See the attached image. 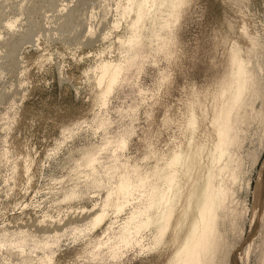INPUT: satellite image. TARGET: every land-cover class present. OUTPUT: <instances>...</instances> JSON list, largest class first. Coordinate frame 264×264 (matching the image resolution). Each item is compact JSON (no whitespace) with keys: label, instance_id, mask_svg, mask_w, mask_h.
Instances as JSON below:
<instances>
[{"label":"rangeland","instance_id":"1","mask_svg":"<svg viewBox=\"0 0 264 264\" xmlns=\"http://www.w3.org/2000/svg\"><path fill=\"white\" fill-rule=\"evenodd\" d=\"M141 1L0 0V264H262L264 0Z\"/></svg>","mask_w":264,"mask_h":264},{"label":"bare ground","instance_id":"2","mask_svg":"<svg viewBox=\"0 0 264 264\" xmlns=\"http://www.w3.org/2000/svg\"><path fill=\"white\" fill-rule=\"evenodd\" d=\"M143 1V0H142ZM142 1H141V4H143L142 3ZM148 1V0H147ZM130 2V1H129ZM153 2V1H152ZM131 3V2H130ZM140 4V3H139ZM133 5V4H132ZM140 6H142V5H140ZM139 6V7H140ZM145 6V5H144ZM39 7V6H38ZM139 7L136 9V10H138L137 12L139 13ZM143 7V6H142ZM60 8V7H59ZM68 8V7H67ZM65 9V8H64ZM141 9V8H140ZM148 9V8H147ZM130 10V9H129ZM142 11V10H141ZM127 12V11H126ZM129 12V11H128ZM136 12V11H135ZM63 13V12H62ZM124 13V12H123ZM137 13V14H138ZM140 14V13H139ZM144 14V13H143ZM143 14H141V15H143ZM48 15V14H47ZM145 15V14H144ZM57 16H58V14H57ZM139 16V15H138ZM138 16H137V18H138ZM140 17V16H139ZM145 17V16H144ZM141 18V17H140ZM139 18V19H140ZM83 19V18H82ZM138 21V20H137ZM14 22L13 21H11V22H9L8 24H7V26H8V28L11 30V29H13V26H12V24H13ZM53 23V22H52ZM51 24V23H50ZM54 24V23H53ZM73 25V24H72ZM50 33V32H49ZM133 37V36H132ZM25 40V39H24ZM20 45H22V44H20ZM17 52V51H16ZM102 72H104L105 74H107L105 71H108L110 68H111V64L110 63H104V64H102ZM118 68V67H117ZM114 74V73H113ZM115 75H116V78L114 77V76H112V78L114 77L115 79H117L118 77H117V74H116V72H115ZM111 78V80H113ZM111 82V81H110ZM113 82V81H112ZM107 83H108V78L107 77H104V76H98L97 77V84L99 85V86H103V85H107ZM114 83V82H113ZM113 83H109V84H111L110 86L112 87V84ZM109 84H108V87H110L109 86ZM115 84V83H114ZM104 87H106V86H104ZM108 87H107V89H108ZM104 89V88H103ZM104 90V93H105V91H108L109 89H111V88H109L108 90ZM182 146V145H181ZM176 147H178V145L176 146ZM180 147V146H179ZM179 147L177 148V149H175V150H178L179 149ZM174 150V151H175ZM17 152L19 153V154H22L23 153V148H21V147H17ZM179 155H180V152H175L174 154H173V164H175L176 163V161H178L179 159H178V157H179ZM21 164V163H20ZM18 165V164H17ZM19 167H22V165H19ZM28 170V169H27ZM139 185H141L140 184V181H138L137 182V184H136V187H139ZM128 182L124 179V176H119V178H118V180L116 181V185H114V188H113V191H114V195H113V198L112 199H110V201H109V203L108 204H110V205H112V207L114 206V207H117V208H119V207H122L123 206V204L125 203V201H126V196H127V191H128ZM179 187V181L176 179L174 182H173V184H172V187L170 188V192H169V199H170V203L172 204L173 203V201H175L174 199H175V192L177 191V188ZM263 209V211H264V207L262 208ZM234 211V210H233ZM104 212V211H103ZM241 212H242V209H241ZM234 213V212H233ZM102 215V214H101ZM101 215H99V214H97L96 215V217H98L99 218V216H101ZM238 216V214H234V215H232L231 216V218L229 219V222L231 223V225L233 226V229H232V231H234L235 232V230H237L238 229V227L239 226H236V222H238V220L235 222V220L237 219L235 216ZM101 218V217H100ZM95 222V221H94ZM241 222V221H240ZM166 223H167V221H164V223L162 222V223H160V225H159V227H158V231H162V227H164L165 225H166ZM243 224V223H242ZM231 229V228H230ZM262 229V228H261ZM239 230V229H238ZM226 231V230H225ZM231 231V232H232ZM233 232V233H234ZM223 233H224V230H223V232H222V234L219 236V237H217V239L215 240V244H214V247H213V251H212V258L209 260V262H208V264H225L224 263V260H225V258H226V254H227V251H228V249H229V247H228V240L226 239V236H223ZM236 234V233H235ZM238 238V237H237ZM158 239V236H155V240H157ZM241 239V238H240ZM261 239V238H260ZM233 242V241H232ZM231 242V243H232ZM230 243V242H229ZM236 243V242H235ZM239 244V243H238ZM237 245V243L235 244V246ZM231 246H232V244H231ZM234 246V245H233ZM260 247V246H259ZM231 248V247H230ZM232 250H233V248H231ZM235 250H236V247H235ZM234 250V251H235ZM262 250H264V249H262ZM260 251V250H259ZM229 252H230V250H229ZM238 252V251H237ZM233 253V252H232ZM231 253V254H232ZM235 254H236V252H235ZM230 256H232V255H230ZM230 256H229V258H230ZM228 258V259H229ZM235 258H236V256H235ZM235 258L233 259V260H235ZM261 258H262V264H264V251H263V254H262V256H261ZM228 259H227V261H228ZM259 259V258H258ZM230 260H232V259H230ZM232 260V261H233ZM234 262V261H233ZM230 263V262H229ZM228 263V264H229ZM227 264V263H226Z\"/></svg>","mask_w":264,"mask_h":264}]
</instances>
